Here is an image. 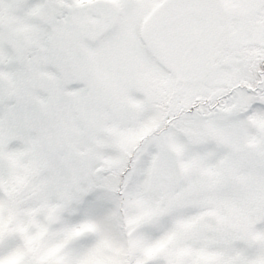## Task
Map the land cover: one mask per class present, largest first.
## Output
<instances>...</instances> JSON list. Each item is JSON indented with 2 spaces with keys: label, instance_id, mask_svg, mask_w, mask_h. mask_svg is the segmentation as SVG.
Instances as JSON below:
<instances>
[{
  "label": "rangeland",
  "instance_id": "1",
  "mask_svg": "<svg viewBox=\"0 0 264 264\" xmlns=\"http://www.w3.org/2000/svg\"><path fill=\"white\" fill-rule=\"evenodd\" d=\"M217 112L259 149L264 0H0V191L18 205L124 177L155 135Z\"/></svg>",
  "mask_w": 264,
  "mask_h": 264
},
{
  "label": "snow or ice",
  "instance_id": "2",
  "mask_svg": "<svg viewBox=\"0 0 264 264\" xmlns=\"http://www.w3.org/2000/svg\"><path fill=\"white\" fill-rule=\"evenodd\" d=\"M241 132L188 114L126 176L82 175L51 209L0 191V264H264V136Z\"/></svg>",
  "mask_w": 264,
  "mask_h": 264
},
{
  "label": "flooded vegetation",
  "instance_id": "3",
  "mask_svg": "<svg viewBox=\"0 0 264 264\" xmlns=\"http://www.w3.org/2000/svg\"><path fill=\"white\" fill-rule=\"evenodd\" d=\"M260 79L258 82L253 83L251 82V84H249L250 82L246 81V80H242L239 81L236 85H234L233 87L230 88V91L234 88V89H243V90H247L248 92H254V93H260V91H262L263 89L260 86V82H262L263 78L262 75L260 76ZM228 94V93H227Z\"/></svg>",
  "mask_w": 264,
  "mask_h": 264
}]
</instances>
